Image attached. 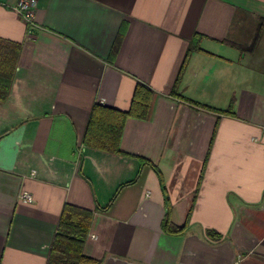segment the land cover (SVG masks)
<instances>
[{
  "label": "crops",
  "instance_id": "crops-1",
  "mask_svg": "<svg viewBox=\"0 0 264 264\" xmlns=\"http://www.w3.org/2000/svg\"><path fill=\"white\" fill-rule=\"evenodd\" d=\"M18 2L0 0V264H48L66 206L91 212L99 264H264V0H33L31 26Z\"/></svg>",
  "mask_w": 264,
  "mask_h": 264
},
{
  "label": "trees",
  "instance_id": "trees-1",
  "mask_svg": "<svg viewBox=\"0 0 264 264\" xmlns=\"http://www.w3.org/2000/svg\"><path fill=\"white\" fill-rule=\"evenodd\" d=\"M261 30L262 27L260 26L256 34V40L259 38ZM197 49H200V46L198 41L194 40L188 49L185 62L191 52ZM143 88L144 86L142 85L137 87L134 104L129 113L133 112L137 105H141L142 110L145 112L149 109L151 96L148 92L144 91ZM189 102L195 107L214 110L211 106L202 103L194 102L192 100H189ZM226 111H231V109ZM90 218L91 212L81 211L72 206L65 207L59 224L58 233L51 247L48 264H99L98 260L86 256L83 252V243L88 232ZM163 227L164 229L177 230L168 222L167 218L164 221ZM209 234L212 235L213 232H209Z\"/></svg>",
  "mask_w": 264,
  "mask_h": 264
},
{
  "label": "built area",
  "instance_id": "built-area-1",
  "mask_svg": "<svg viewBox=\"0 0 264 264\" xmlns=\"http://www.w3.org/2000/svg\"><path fill=\"white\" fill-rule=\"evenodd\" d=\"M15 10L20 16L31 26L34 24V2L33 0H19L15 6ZM20 199L26 202L33 201V196L28 192H23Z\"/></svg>",
  "mask_w": 264,
  "mask_h": 264
}]
</instances>
